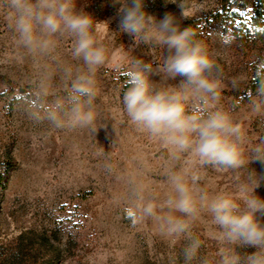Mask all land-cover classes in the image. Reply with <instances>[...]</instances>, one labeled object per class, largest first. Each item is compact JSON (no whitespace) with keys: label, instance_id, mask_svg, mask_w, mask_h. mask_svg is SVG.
<instances>
[{"label":"rangeland","instance_id":"1","mask_svg":"<svg viewBox=\"0 0 264 264\" xmlns=\"http://www.w3.org/2000/svg\"><path fill=\"white\" fill-rule=\"evenodd\" d=\"M223 1L146 0V5L158 18L166 12L179 16L177 4L183 5L182 27L196 32L222 68L217 106L231 110L251 149L264 141V112L251 110L252 99L264 88V41L246 39L238 30L251 6H234L239 14L232 21ZM77 7L109 21L113 31L101 36L111 51L97 73V115L89 127L55 128L44 118L49 104L67 98L66 70H79L70 39L59 38L50 53H29L0 18V264H184L188 241L173 244L162 235L169 211L139 220L138 206L149 199L163 205L173 194L167 174L193 165L187 156L173 158L133 126L122 103L127 86L122 66L132 59L160 63L163 50L134 47L130 36L116 33L119 5L113 0H77ZM195 167L198 187L211 195L234 192L252 169L264 173L259 162L238 172ZM256 194L264 199V184ZM192 232L202 240L200 258L215 264L220 244L210 216L203 214Z\"/></svg>","mask_w":264,"mask_h":264},{"label":"clouds","instance_id":"2","mask_svg":"<svg viewBox=\"0 0 264 264\" xmlns=\"http://www.w3.org/2000/svg\"><path fill=\"white\" fill-rule=\"evenodd\" d=\"M113 2L119 5L116 33L130 36L134 47L143 45L164 53L157 64L132 59L122 66L127 80L122 103L128 120L173 158L187 156V163L193 165L191 170L170 171L167 180L173 194L163 205L149 199L138 206V219H157L168 210L162 235L173 244L188 241L183 248L184 264L197 260L210 264L207 257L200 258L202 240L192 232L207 214L220 244L215 264H264V199L256 194L264 184V173L248 171L232 193L211 195L198 187L197 165L238 172L249 163L264 164V141L248 149L242 124L231 110L217 106L224 85L216 57L191 27H182L187 19L183 5L177 4L179 16L166 12L158 18L147 11L146 0ZM0 18L29 53H50L59 38L70 39L72 58L81 62L79 70H66L70 77L67 98L49 104L44 118L55 128L92 126L97 115L93 107L97 73L111 51L101 39L102 34L113 32L109 21L78 9L77 0H0ZM154 76L164 83H157ZM177 78L178 84H167ZM251 110L264 112V88L252 99ZM249 248L255 251L248 252Z\"/></svg>","mask_w":264,"mask_h":264},{"label":"trees","instance_id":"3","mask_svg":"<svg viewBox=\"0 0 264 264\" xmlns=\"http://www.w3.org/2000/svg\"><path fill=\"white\" fill-rule=\"evenodd\" d=\"M234 6L244 10L251 6V10H248V13L244 16L247 17V14H250L249 19L244 24H238L237 26L239 27L238 30L242 31L240 32L242 37L264 41V0H224L223 7L227 9L226 17H229L232 21H235L239 14V12L233 10ZM252 34L253 36H250Z\"/></svg>","mask_w":264,"mask_h":264}]
</instances>
